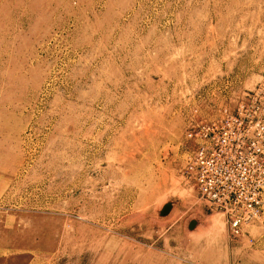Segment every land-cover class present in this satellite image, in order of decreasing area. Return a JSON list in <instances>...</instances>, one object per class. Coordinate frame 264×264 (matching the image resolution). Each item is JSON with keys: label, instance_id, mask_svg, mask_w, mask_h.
Here are the masks:
<instances>
[{"label": "rangeland", "instance_id": "rangeland-1", "mask_svg": "<svg viewBox=\"0 0 264 264\" xmlns=\"http://www.w3.org/2000/svg\"><path fill=\"white\" fill-rule=\"evenodd\" d=\"M253 92L264 0H0V264H264L186 138Z\"/></svg>", "mask_w": 264, "mask_h": 264}, {"label": "built area", "instance_id": "built-area-1", "mask_svg": "<svg viewBox=\"0 0 264 264\" xmlns=\"http://www.w3.org/2000/svg\"><path fill=\"white\" fill-rule=\"evenodd\" d=\"M188 166L201 196L227 214L232 231L264 213V96L189 127Z\"/></svg>", "mask_w": 264, "mask_h": 264}, {"label": "water", "instance_id": "water-1", "mask_svg": "<svg viewBox=\"0 0 264 264\" xmlns=\"http://www.w3.org/2000/svg\"><path fill=\"white\" fill-rule=\"evenodd\" d=\"M170 207H171L170 204L167 205V206L164 208V210L162 211V214H166V213H168V211L170 210ZM195 225H196V222H195V221H194V222H191L190 227L193 228Z\"/></svg>", "mask_w": 264, "mask_h": 264}]
</instances>
